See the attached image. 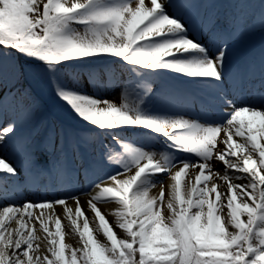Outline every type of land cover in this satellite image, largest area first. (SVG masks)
Returning <instances> with one entry per match:
<instances>
[{
  "label": "snow or ice",
  "instance_id": "snow-or-ice-1",
  "mask_svg": "<svg viewBox=\"0 0 264 264\" xmlns=\"http://www.w3.org/2000/svg\"><path fill=\"white\" fill-rule=\"evenodd\" d=\"M189 6V0H177L176 11L169 13L165 0H46L41 11V0H0V56L15 52L25 58L11 69L16 80L26 75L44 79L89 136L116 141L121 132L134 131L147 141L162 138L167 148L157 153L125 142L122 152H105L101 161L114 165V173L94 178L95 164L82 169L90 191L80 195L91 197L93 223L99 221L94 230L80 196L70 188L51 198L15 203L10 181L15 185L20 171L0 156V264H264V93L238 105L233 93L240 80L228 71L231 42L248 25L236 18L220 30L210 21L203 26V38H193L196 24L185 23L181 12ZM69 62L118 63L136 77L166 75L212 86V103L225 109L223 117L202 123L185 115L153 114L145 107L151 87L140 83L125 84L116 104L86 92L77 74L63 80ZM7 75V66L0 68V80ZM13 95L23 115L35 110L28 89ZM2 101L6 106L7 95ZM16 124L12 120L0 127V147L14 139ZM19 143L22 163H35L31 141ZM181 153L185 156L177 155ZM214 160L223 170L214 169ZM37 169L46 174L42 166ZM188 169L196 172L195 184L189 180L184 186L185 198L181 177ZM166 174L175 181L167 200ZM157 185L159 195H151ZM113 201L118 207L110 224L97 203ZM57 205L79 234L75 248L63 242ZM32 209L41 212L35 215ZM53 215L54 233L46 222ZM81 216L82 230L77 223ZM34 221L47 234L44 238L36 235Z\"/></svg>",
  "mask_w": 264,
  "mask_h": 264
},
{
  "label": "rangeland",
  "instance_id": "rangeland-1",
  "mask_svg": "<svg viewBox=\"0 0 264 264\" xmlns=\"http://www.w3.org/2000/svg\"><path fill=\"white\" fill-rule=\"evenodd\" d=\"M41 0V11L43 7ZM173 3H177V0L166 1L165 7L169 13V6ZM189 8L194 10H200L201 22L209 23L210 21H221L224 19V25L229 20L240 18L248 25L247 31L239 38L247 42L246 52L247 55L245 61L243 54L236 53L233 55L235 60V67L230 73L238 78L244 79L245 83L249 85L254 84L255 87L259 86V89H252L251 91H245V94L236 92V96L239 94L237 102L252 99L254 96H258L260 93H264L262 88V82L257 80L253 81L250 76L255 74V71L259 65H264V27L261 26V16L264 15V0H189ZM182 12V10H181ZM184 16V22L189 23L188 14L185 16V12H182ZM246 15V16H244ZM220 20H219V19ZM193 38H201L199 35ZM203 38V37H202ZM233 42V41H232ZM231 42V44H232ZM1 51V50H0ZM17 66L7 54L6 57L0 56V68L7 66L8 75L6 79L0 80V127L7 124L9 121H17V133L12 141L6 146L0 147V156H5L10 159L14 165H18L20 171L19 178L15 185L10 181V187L19 188L21 192L16 194V200L27 198L30 196L32 200L40 198L34 197L32 194H28L27 185L29 183H36L38 179L43 178L45 175H51L59 181L65 179L63 187L58 188L59 192H62L66 188H70L76 195L80 196V203L83 207L85 216L89 219L90 230L98 227L99 221L93 223L94 213L90 209H86L82 202H88L91 199L90 196L80 195L81 192L90 191L88 184L80 182L79 178L83 174L82 169L90 164H95L93 169L94 178H103L110 173H114L115 166L106 167L101 161L104 160L105 152L109 154H116L123 151V143H132L136 147L144 146L145 150L156 151L157 153L167 151L166 145L162 138H153L151 141L145 140L142 134L134 131H125L120 133L122 139L113 141L111 137L96 138L89 136L88 131H80L73 125H64L56 119V117L50 113L45 107L43 101L39 100L33 94L31 95V103L35 105V110L30 112L27 116L23 115L20 107L16 103L13 94L22 92L20 82L21 79L16 80L12 75V67ZM73 74H77L79 80L86 92L89 94L98 95L106 100L119 104L121 102V93L125 90V84L140 83L143 85H150L151 91L145 98V107L153 114L159 115H185L188 118L199 119L202 123L207 120H220L223 117V112L219 104L212 103V98H215L216 91L214 87L195 83L186 80L176 79L171 76H151V77H136L133 74L123 70L118 63L101 62L95 66H83L82 69L75 67H66L61 78L65 81L71 80ZM240 80V79H239ZM241 81V80H240ZM248 89V88H247ZM246 89V90H247ZM142 91V89H141ZM249 94V95H248ZM7 95L8 102L5 106L2 98ZM230 110V109H227ZM86 137V138H85ZM54 138V144L52 143ZM238 138V137H235ZM28 139L31 141L32 146L35 148L37 160L33 164L25 166L22 161L24 160V152L20 146V141ZM107 145V148L103 147ZM184 157L185 154H177ZM191 158V157H185ZM217 161H213V164ZM42 166L45 170L44 175L38 172L37 166ZM176 169H172L174 173ZM187 174L181 177V192L187 198L188 192L185 191L184 186L191 180L192 184H195V170H186ZM164 186V198L167 200L170 192V186L175 183L166 174L162 177ZM219 180H216L217 184ZM190 191V185H189ZM160 193V186L157 185L151 191V195L158 196ZM212 198H215V194H212ZM223 200V197H222ZM71 202V201H70ZM114 202V201H113ZM226 203V201H225ZM107 203H97V207L106 216L107 221L111 224L115 220V216L105 210ZM36 214L41 212L40 209H32ZM47 214L49 210H44ZM55 212L59 214L56 211ZM65 218H61V231L63 235V242L66 246L75 248L79 240V234L72 230V225L66 215ZM85 216H81L78 219V226L82 230L83 220ZM61 217V216H60ZM75 218V217H74ZM246 219V217H245ZM9 222L8 224L14 223ZM49 229L55 232V215L51 221H46ZM34 223H39L34 221ZM29 224L28 227H31ZM11 226L17 227L15 224ZM37 236L44 238L47 234L40 230V227H36ZM116 232L119 234L120 229L116 228ZM57 240L60 238L57 237ZM71 249L65 248V256L70 258ZM49 255L50 253L45 252Z\"/></svg>",
  "mask_w": 264,
  "mask_h": 264
},
{
  "label": "trees",
  "instance_id": "trees-1",
  "mask_svg": "<svg viewBox=\"0 0 264 264\" xmlns=\"http://www.w3.org/2000/svg\"><path fill=\"white\" fill-rule=\"evenodd\" d=\"M0 50L3 51L2 49ZM8 56L13 59V62L16 63L17 66L25 60L24 57L19 56V54L15 52H9ZM100 63L101 62L95 64H84L69 62L66 67L82 69L83 66H95ZM19 86L23 90L28 89L31 94L43 101L45 107L56 117L58 122L64 125H71V127L74 125L81 131H88L87 127L76 116V114L64 102L56 97L53 88L49 86L44 79L34 75H26L21 78Z\"/></svg>",
  "mask_w": 264,
  "mask_h": 264
},
{
  "label": "bare ground",
  "instance_id": "bare-ground-1",
  "mask_svg": "<svg viewBox=\"0 0 264 264\" xmlns=\"http://www.w3.org/2000/svg\"><path fill=\"white\" fill-rule=\"evenodd\" d=\"M166 1H172V0H165V2ZM174 1H176V0H173V2ZM188 15H189L188 16L189 21L190 22H193L194 21L195 24H196V30L193 31L192 34H198V33H200V31L203 29V26H205V24H203L202 22L200 23V18H201V15H202L201 11L200 10H194L193 12H189ZM185 16H187V14H185ZM244 16H246V15H244ZM191 36L194 37L193 35H191ZM230 47H231V54H230V57H229V60H228V71H229V73H231L233 71L234 67H235V60L233 59V55L236 54V53H239V52L241 54H243L244 52H246V49L248 48L247 47V42L245 40H243V39L234 40L232 42V44L230 45ZM243 57H244V60L243 61H245L247 59V55L246 54H243ZM239 103H241V102H237L238 105H239ZM234 139H236L237 141L240 140V138H235V137H234ZM261 142L264 143V140H262ZM213 167H214V169L223 170L222 163L221 162H218V161L213 164ZM218 182H219L220 185L223 184L222 181H218ZM18 192H21V190L19 188H16V194H18ZM213 194H215V193H213ZM26 199H30V198H25V199L22 198V200L21 199L16 200V197H14V201L17 204H22L24 202V200H26ZM69 203H72V202L69 201ZM82 204L84 205V207L86 209H89L90 210V206H89L88 202L84 201V202H82ZM117 207H118V205L115 202H111V203H107V206H105V210L107 212H109V213H112V211H114ZM55 208H56V211L61 216V218L64 219L65 218V216H64L65 214L63 213V206L57 205V206H55ZM36 215H38V214H36ZM12 221H14V220H6L5 223L8 224L9 222H12ZM11 224H14L15 225L16 223L14 222V223H11ZM31 227H32V225H31ZM31 227H29V228H31ZM36 227H40L39 226V223H35V229H34L36 235H38L37 234V231H36L38 229Z\"/></svg>",
  "mask_w": 264,
  "mask_h": 264
}]
</instances>
